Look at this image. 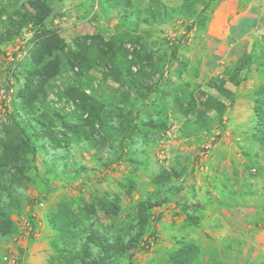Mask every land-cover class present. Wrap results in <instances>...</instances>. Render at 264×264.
I'll return each mask as SVG.
<instances>
[{"label": "rangeland", "instance_id": "obj_1", "mask_svg": "<svg viewBox=\"0 0 264 264\" xmlns=\"http://www.w3.org/2000/svg\"><path fill=\"white\" fill-rule=\"evenodd\" d=\"M39 1L0 0V155L11 160L8 174L22 169L0 213V264H54L60 245L50 213L81 215L103 198L127 222L138 205L149 207L145 229L126 254L113 260L111 246L103 264H264V122L256 127L250 103L230 123L225 110L201 105L212 96L227 107L230 98L217 86H238L232 64L209 47L221 43L225 19L208 13L200 25L192 7L179 10L180 0L163 7L151 0H49L42 28L53 35L43 36L28 22L19 27ZM258 38L264 42L263 34ZM136 52L127 67L124 59ZM56 60L60 74L29 104L28 73ZM246 86L236 92H250L239 98L248 102L254 88ZM75 89L105 107L101 133L84 132L70 114L77 110ZM192 105L203 113L199 121ZM62 109L79 133L56 151L59 157L48 147L47 126L28 152L24 137L10 133L11 126L29 133L30 122L47 124L48 114ZM130 126L134 133L121 145ZM101 208L94 229L110 239L118 228L110 209Z\"/></svg>", "mask_w": 264, "mask_h": 264}, {"label": "trees", "instance_id": "obj_2", "mask_svg": "<svg viewBox=\"0 0 264 264\" xmlns=\"http://www.w3.org/2000/svg\"><path fill=\"white\" fill-rule=\"evenodd\" d=\"M50 1H39V3L34 7L35 12L27 16L26 20L23 21L19 27H21L23 23L28 22L31 25L37 26L42 31L41 34L43 36H52L53 33L43 30L42 28L44 20L51 12ZM221 1L224 0H182L179 10L186 6L192 7V16H194V21L203 23L208 21L209 18V16H205V13H211ZM239 1L240 3L242 2V4L245 2L244 0ZM151 2L161 7L164 6V4L159 0H151ZM198 4L203 5L199 11L195 10ZM40 46H43V44L40 43ZM62 47L63 46H61V48ZM177 50L178 45L176 44L171 56L172 62H175ZM50 53L51 51L47 52V54ZM136 59L137 52L134 53L131 60H127L126 58L124 60L128 63L127 67H130V65H134L136 63ZM249 60H251L250 56H242L239 60L233 63L231 67H229V75L233 76L235 79L234 85L240 84V73L248 67ZM57 63L58 60L55 61V64L52 62H45L41 66H37L40 64V60L38 59L34 71L28 73L26 89L29 104L38 100L40 95L44 96L45 89L43 88V84L47 83L48 80L56 78L60 74V63ZM153 67L154 65L151 66V68ZM138 71V73H140L143 70L139 67ZM159 78L161 77L159 76ZM115 79L120 81L119 74L115 76ZM149 79L150 75L148 73L145 75L142 85L145 87L148 86L147 81ZM37 83H39V88L36 87ZM217 91L226 98L232 99V93L222 86H217ZM74 94L76 98H73V100L77 102V110L73 108L74 110L72 109L70 114H75L78 118H80L79 126L80 128H83L84 132L87 131L92 134L101 133V131L104 130L102 127L103 123L101 124L98 117L99 113L105 107L101 104L93 105V99L90 96H87V94H85L82 90L80 91L75 89ZM253 96L255 124L256 127L260 128L264 122V85L255 90ZM201 105L211 108L216 114L221 113L226 108L222 102L212 96H209L206 102L201 103ZM192 114L196 116L197 121L202 119L203 113L200 111L196 112L194 105H192ZM43 115L45 116V114ZM66 118L67 113H65L64 109H62L61 112H53L51 115L48 114L47 124H45V122H41V120L30 122L29 127L32 131L29 133H27V131H20L15 126H11L10 133L16 132L15 135L24 137L23 142L24 147L26 148L25 152H28L32 150V147H34L33 142L39 138L40 132L38 129H43V127L47 126V134H45V136H47L46 141L48 143V147L55 151L52 155L59 157L58 154H55L56 151L58 149L66 150L68 145L72 143V140L76 138L79 133L73 128V123H65ZM52 127H54V130H52ZM157 127L158 126L156 125H151L148 130H154ZM134 129L135 126H130L124 130V136L119 140V143H122L121 145L126 142L127 138L132 136ZM262 129L264 130V128ZM192 130H195L193 125ZM3 144L6 146L5 141ZM121 152L122 150H120L118 157L113 158V160L119 159ZM10 162L11 160L9 158L6 159L5 156L0 155V213L6 210L5 202L9 199L10 191L12 188L19 185V179L21 178V167L14 170L11 174H8ZM102 204L110 209V213L112 215L111 217L114 219L118 228L115 235L113 237L110 236V239L108 238L107 233L99 232L94 229V222L99 219L98 212L103 209L101 208ZM147 208H142L141 205H138L137 217H134L135 219H130L131 222H127L126 218L124 220H120L117 205L107 198H103L101 204L99 201H96L94 204L85 205L81 215L71 213L65 209H60L57 212L50 213V223L54 228L58 227V238L56 239V244L60 245L58 255L54 257V264H103V259L107 257V253L110 251L111 246V258L113 260L119 259L121 256L126 254V251L129 247H131L135 239L144 231L146 225L144 217L146 220L145 212Z\"/></svg>", "mask_w": 264, "mask_h": 264}, {"label": "crops", "instance_id": "obj_3", "mask_svg": "<svg viewBox=\"0 0 264 264\" xmlns=\"http://www.w3.org/2000/svg\"><path fill=\"white\" fill-rule=\"evenodd\" d=\"M159 1L165 4L164 1L166 0ZM244 1L245 2L242 4L239 0H224L211 12H214L216 16L221 15L222 18L225 19L224 22L226 27H224L226 34L224 33V35L219 38L221 43L217 44L216 42H212L209 46L218 49L219 52L214 54L216 58L219 57V61L222 62V64L227 63L229 66L242 56L251 57L248 67L240 73V84L237 87L228 88L229 91L233 93V98L229 99L230 103L225 108V112L227 113L226 117L229 119L228 123L231 122L230 120H233V117L235 118V116H238H234L233 114L234 112L236 113V111H240L241 105L247 107L250 103L251 115L253 116V93L264 85V42L259 39L260 36L258 40H256L258 34H263L264 36V0ZM181 2L182 0L179 1L180 4ZM208 13L210 12H206L205 16L208 17ZM227 20L229 21L226 22ZM199 23L200 25L202 24L201 22ZM192 27V30H195L197 27L196 23ZM217 63L218 62L215 61V65ZM242 85H247L245 89L254 88L250 95L252 97L251 101L247 100L248 102H245L244 99H239L244 96L246 97L247 93H250H243V95L238 94L236 89L242 87ZM253 118L254 117H252V120Z\"/></svg>", "mask_w": 264, "mask_h": 264}, {"label": "built area", "instance_id": "obj_4", "mask_svg": "<svg viewBox=\"0 0 264 264\" xmlns=\"http://www.w3.org/2000/svg\"><path fill=\"white\" fill-rule=\"evenodd\" d=\"M70 109H71V106H70ZM70 109H68L67 111H69Z\"/></svg>", "mask_w": 264, "mask_h": 264}]
</instances>
